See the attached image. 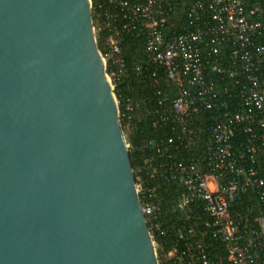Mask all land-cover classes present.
I'll list each match as a JSON object with an SVG mask.
<instances>
[{
  "label": "water",
  "instance_id": "95a60500",
  "mask_svg": "<svg viewBox=\"0 0 264 264\" xmlns=\"http://www.w3.org/2000/svg\"><path fill=\"white\" fill-rule=\"evenodd\" d=\"M89 0H0V264H158Z\"/></svg>",
  "mask_w": 264,
  "mask_h": 264
},
{
  "label": "built area",
  "instance_id": "2783aa9c",
  "mask_svg": "<svg viewBox=\"0 0 264 264\" xmlns=\"http://www.w3.org/2000/svg\"><path fill=\"white\" fill-rule=\"evenodd\" d=\"M94 2L99 30L108 33L106 59H113L117 71L123 67L117 39L135 33L145 38L153 81L163 76L176 88L174 98L162 94L148 110L152 127L169 129L170 135L142 147L150 151L145 161L150 183L135 187L138 195L146 194L140 202L146 224L160 230L158 190L175 181L182 193L174 209L189 223L172 231L175 239L209 231V240L225 254L214 261L208 247L196 242L189 256L173 248L158 264H264V0H191L181 31L168 35L167 20L178 0ZM204 111L223 113L212 123L197 124ZM235 132L246 136L239 149ZM247 191L260 202L255 216L248 208L231 211ZM150 236L154 240L152 231Z\"/></svg>",
  "mask_w": 264,
  "mask_h": 264
},
{
  "label": "trees",
  "instance_id": "16d2710c",
  "mask_svg": "<svg viewBox=\"0 0 264 264\" xmlns=\"http://www.w3.org/2000/svg\"><path fill=\"white\" fill-rule=\"evenodd\" d=\"M191 0H178L176 13L171 14L167 20L168 34H178L181 31V25L185 23V6ZM193 1V0H192ZM184 4V7H182ZM97 10L94 0H92V21L94 29L96 30L95 40L96 47L101 56L106 61V74L111 78L113 84V93L115 97L121 101L118 106L119 109V123L122 129L127 130L126 142L129 145L128 154L135 178V183L142 182L143 185L150 183L149 174L145 169V161L150 157L147 150L142 147L149 141L159 144L162 137L169 136V129L156 130L152 127L148 110L154 106L155 100L161 98L162 94H167L169 98L176 96L175 86L168 81H165L163 76L156 83L153 81L151 74L154 67L146 68V52H145V38L143 36H136L135 33H121L117 39L120 57L123 60V67L117 71L118 65L114 63L112 58L106 59L109 53V46L106 42L108 35L104 30H99L100 20L96 18ZM129 104L131 111H126V105ZM222 111H204L197 118L195 122L200 125H207L222 116ZM246 141L245 135L233 134V143L236 148H240V144ZM259 166L263 167L259 162ZM182 193V187L177 182L162 183L158 190L156 202L158 203L161 216L158 218L160 223V230L154 229L147 224L148 228L154 235V242L156 245L157 259L159 260L168 251L176 248L178 252L184 253L187 257L192 251L196 242H202L208 247L210 257L217 261L219 258L224 259V253L219 243H213L209 240V231H205L204 236H187L183 241L175 239L172 231L176 228H186L189 223L185 221L184 212L174 209V205ZM141 203L144 201L146 194L138 195ZM260 205L257 197L247 191L239 194L234 204L235 211L243 213L245 208H248L252 216L257 214V209ZM200 229V227H197ZM164 231L165 234H159ZM213 243L211 247L209 244Z\"/></svg>",
  "mask_w": 264,
  "mask_h": 264
},
{
  "label": "rangeland",
  "instance_id": "374dc122",
  "mask_svg": "<svg viewBox=\"0 0 264 264\" xmlns=\"http://www.w3.org/2000/svg\"><path fill=\"white\" fill-rule=\"evenodd\" d=\"M95 34H96V30H94V36H95ZM103 60H104V66H105V68H106V61H105V58L103 57ZM109 77V76H108ZM109 79H110V81H111V84H112V80H111V78L109 77ZM112 86H113V84H112ZM122 132H123V136H124V139H125V141H126V136H127V130L126 129H122ZM126 144L128 145V143L126 142ZM128 148H129V146H128ZM148 231H149V233H150V235H151V230L148 228ZM153 242H154V240H153ZM154 249H155V252H156V245H155V242H154ZM156 256H157V253H156Z\"/></svg>",
  "mask_w": 264,
  "mask_h": 264
}]
</instances>
